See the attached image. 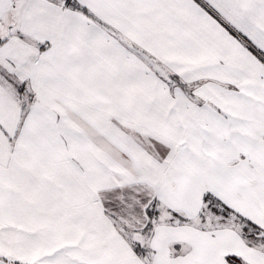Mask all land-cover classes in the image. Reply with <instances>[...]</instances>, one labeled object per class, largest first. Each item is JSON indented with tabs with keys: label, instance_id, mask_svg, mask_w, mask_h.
<instances>
[{
	"label": "snow or ice",
	"instance_id": "6c2138e0",
	"mask_svg": "<svg viewBox=\"0 0 264 264\" xmlns=\"http://www.w3.org/2000/svg\"><path fill=\"white\" fill-rule=\"evenodd\" d=\"M0 264H264V0H0Z\"/></svg>",
	"mask_w": 264,
	"mask_h": 264
}]
</instances>
